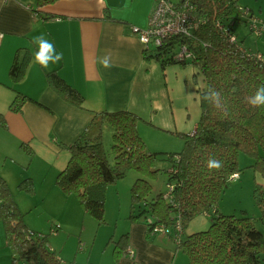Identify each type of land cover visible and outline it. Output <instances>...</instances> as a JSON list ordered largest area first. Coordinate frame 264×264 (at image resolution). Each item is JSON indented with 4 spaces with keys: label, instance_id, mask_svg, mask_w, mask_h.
I'll list each match as a JSON object with an SVG mask.
<instances>
[{
    "label": "trees",
    "instance_id": "1",
    "mask_svg": "<svg viewBox=\"0 0 264 264\" xmlns=\"http://www.w3.org/2000/svg\"><path fill=\"white\" fill-rule=\"evenodd\" d=\"M55 1L38 0L37 6L41 8ZM176 3H188L198 25L190 35H176L155 49H145L144 57L157 60L163 68L173 64L192 65L202 73L201 116L194 131L179 133L184 140L182 149L165 153L164 159L170 163L166 172L172 190L151 196L149 179L138 177L130 189L129 218L143 221L149 232L158 225L163 226L175 241V248L182 250L192 264H261L264 260L262 185L254 187L260 211L258 218L244 210L240 214L226 213L219 202L233 176L243 170L241 154L253 160L245 168L253 169L264 178V105L253 107L249 102L264 85V57L245 48L243 40L238 41L234 25L248 20L243 10L246 7L240 6L237 0H178ZM106 17L111 18L108 14ZM182 45L191 52V59L176 58ZM21 52L17 51L10 68L14 82L23 78L31 59L29 51L23 50L22 55ZM46 78L65 101L83 108L84 94L56 70L47 71ZM209 89L220 94L219 107L211 98H206ZM29 100L16 90L10 108L20 112ZM139 121L141 118L129 110L96 111L75 142L61 145L69 150L71 158L57 175L56 184L64 193L75 194L83 210L98 224L105 222L106 192L110 184L131 169L150 176L160 170L158 152L147 148L138 130ZM0 126L7 127L1 114ZM105 127L112 130L111 152L104 143ZM21 149L33 156L26 142L21 143ZM210 160L222 162L223 167L209 169ZM19 187L32 191L35 184L30 177H25ZM202 214L210 217V226L185 235L190 221ZM23 215L0 173V221L12 264H69L50 249L47 234L27 227ZM127 238L125 233L115 242L117 258L126 252Z\"/></svg>",
    "mask_w": 264,
    "mask_h": 264
},
{
    "label": "crops",
    "instance_id": "2",
    "mask_svg": "<svg viewBox=\"0 0 264 264\" xmlns=\"http://www.w3.org/2000/svg\"><path fill=\"white\" fill-rule=\"evenodd\" d=\"M37 1L0 0V114L7 123L6 128L0 126V173L11 189L23 178L30 177L35 187H51L52 196L67 204L75 202L77 197L67 196L56 184L57 175L66 168L71 158L69 150L61 145L75 142L89 126L94 113L102 110L136 113L143 121L138 123L140 135L144 122L166 128L168 124L160 122V110L168 100L171 107L172 93L177 87L173 74L171 78L166 77V68L157 60L145 59V47L132 30L133 26H148L154 0H57L41 8L37 6ZM237 1L240 6L251 9L254 16L251 7L254 0ZM106 14L111 18H107ZM42 34L54 45L57 54H63L58 64L50 63L47 69L35 61L39 49L32 42L34 37ZM244 47L264 57L258 45L255 50ZM18 50L29 51L31 59L23 78L14 82L10 68ZM102 58L108 59L110 67L105 68L100 63ZM53 70L84 94L83 108L65 101L51 88L46 72ZM160 70L166 78L164 85L162 79L154 80V74L161 75ZM174 71L180 86L189 68L174 67ZM16 90L31 99L20 112L10 108ZM200 116L192 131L196 129ZM23 142L30 145L32 157L21 149ZM259 176L256 177L257 184L264 189V178ZM14 198L22 211L24 206L16 196ZM130 205L129 201L127 216L121 219L119 212L113 230L107 232L110 234L107 245L115 244L120 236L128 233L126 243L133 249L134 255L128 254L126 249L117 258L114 245L112 254L108 253L109 248L101 253L102 264H189L187 255L175 248L176 243L168 232L152 233L143 221L131 220ZM73 209L76 216L78 212H83V219L88 214L81 207L73 205ZM193 221L184 230L185 235L206 230L207 224L210 226V217L206 214ZM25 223H28L29 229L36 231L29 226L30 220ZM61 223L63 232H73L67 224ZM50 226L59 232L58 224L51 221ZM99 230L100 227L96 226L95 232ZM5 243L4 226L0 221V245ZM96 246L98 244L94 242L88 252L84 250L82 253L87 254V263L97 252ZM50 249L56 252L52 247Z\"/></svg>",
    "mask_w": 264,
    "mask_h": 264
},
{
    "label": "rangeland",
    "instance_id": "3",
    "mask_svg": "<svg viewBox=\"0 0 264 264\" xmlns=\"http://www.w3.org/2000/svg\"><path fill=\"white\" fill-rule=\"evenodd\" d=\"M172 1L178 2V0ZM254 1L255 3L251 6L253 7L254 17L259 24H263L264 0ZM260 6H262V9ZM234 31L238 41L243 39V44L251 47L253 50L257 49L256 46L258 45V48L264 53V32L258 36L251 30L249 24L239 21L235 23ZM159 67L162 69L160 65ZM174 67L178 69L189 68L188 77H183V84L180 86L178 85L179 77L174 73ZM193 67L194 66H181L179 64L166 67V77L171 78L173 74L175 78L174 83L177 87L176 92L172 93L173 101L171 107V102L168 100L166 106L160 110L159 114L160 122L168 125L166 128H158L152 125L151 122H144L142 124L143 126L140 127V132L147 144V148L153 152H158L159 160L157 162V168L160 170L157 171L155 175L150 176L146 173L131 169L124 177L110 184L106 192L104 223L98 224L97 220L90 214H87L85 219H83V212H78L76 216L73 205L79 208L81 205L75 194H66L61 190L67 196L77 199V202L71 203V201H69V203L64 204L53 197L54 195L51 194V187H33L32 191H26V189L19 187L21 181L15 185L16 187L13 186L12 189L10 187L12 194L16 196V198L20 200L21 205L24 206L22 210L24 221L30 220L31 225L29 226H31V228L47 234L49 247L55 249L56 253L63 258V261L69 264H99L101 261L102 264L103 259L101 253L104 249L109 248L110 251H108V253L112 254L115 244L113 242L111 246L109 245L108 247L107 242L108 238H110V234L107 232L113 230L116 220L119 219V212H121L122 215L121 219L127 216V203L130 201V189L138 177L149 179L152 184L151 196L168 191V174L166 169L169 168L170 163L164 159L166 156L165 153L176 152L182 149L184 142L179 133L189 130L192 131L195 128V124L202 110L200 90L203 88L202 86H204V81L202 73L196 72L197 68ZM194 69H196L195 72ZM160 72L161 75L154 74V80L162 79L164 85L166 78L162 70H160ZM112 141V130L105 127L104 143L109 152H111ZM110 156L112 157L113 154L111 153ZM251 162H253L252 158L244 154L240 155V166L243 170L239 174L233 176L230 184L222 193L219 202L222 211L240 214L241 211L244 210L250 216L255 218L259 217L260 211L254 198V187L257 185L256 177H260V174L251 168H245ZM117 189L119 191H117ZM198 217L199 216L195 217L193 220L196 221ZM59 218H61L60 221H58ZM51 221L58 224L60 227L59 232H55L53 227L50 226ZM61 222L67 224L73 232L71 234L68 233L69 231L66 233L63 232V225ZM75 222L76 225H74ZM208 225L209 224H207L206 228H208ZM257 225L259 228H262L259 222ZM96 226L100 227L101 230H99V232H95ZM83 228L84 230H82ZM96 235H98L97 238ZM94 242L98 244V246H96L97 252L93 254V257H91L92 259L87 263V254L84 255L82 253L84 250L88 252L91 244ZM6 244L7 242L0 245V264H12L10 258L11 252ZM189 264L192 263L189 261ZM261 264H264V260L261 261Z\"/></svg>",
    "mask_w": 264,
    "mask_h": 264
},
{
    "label": "built area",
    "instance_id": "4",
    "mask_svg": "<svg viewBox=\"0 0 264 264\" xmlns=\"http://www.w3.org/2000/svg\"><path fill=\"white\" fill-rule=\"evenodd\" d=\"M243 10L251 30L258 36L261 35L264 32V23L259 24L248 8H243ZM197 25L198 20L194 17L192 7L188 3L179 4L172 0H154L148 26L145 28L133 26L132 30L143 43L145 49L152 50L173 36L190 35ZM231 40L235 41V37H232ZM256 56L260 57L258 54ZM191 57L192 54L185 45L181 46L176 55L178 59H191ZM172 188L168 185V191ZM177 227L179 230L181 229L180 224ZM159 231L168 232L163 226L158 225L154 227L152 233ZM127 251L131 256L134 255L130 246L127 247Z\"/></svg>",
    "mask_w": 264,
    "mask_h": 264
},
{
    "label": "clouds",
    "instance_id": "5",
    "mask_svg": "<svg viewBox=\"0 0 264 264\" xmlns=\"http://www.w3.org/2000/svg\"><path fill=\"white\" fill-rule=\"evenodd\" d=\"M33 44L38 45V51L35 54V61L40 64L44 69H47L49 64H58L63 59V54H57L55 52L54 45L49 42L46 37L42 34L40 36L33 38ZM100 63L103 64L105 68L110 67L107 58H102ZM220 94L213 89H209V96L206 97L210 99L216 104L217 107L220 106L219 102ZM250 104L253 107L264 105V85L258 88V91L255 95V98H250ZM223 167L222 162L218 160H210L208 162L209 169H221Z\"/></svg>",
    "mask_w": 264,
    "mask_h": 264
}]
</instances>
